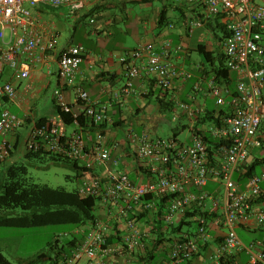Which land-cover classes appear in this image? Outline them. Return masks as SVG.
I'll return each instance as SVG.
<instances>
[{
  "label": "built area",
  "instance_id": "built-area-1",
  "mask_svg": "<svg viewBox=\"0 0 264 264\" xmlns=\"http://www.w3.org/2000/svg\"><path fill=\"white\" fill-rule=\"evenodd\" d=\"M86 1L91 0H0V74L6 67L12 70L9 81H0V134L4 137L0 159L9 154L7 134L25 122L9 107L17 97V81L30 77L34 67L43 61L47 52L55 50L58 42L59 32L47 26L35 11L62 6L76 11ZM171 1L186 10L185 20L190 28L202 27L212 18L222 17L224 20L227 31L225 64L237 74L236 91L231 95L228 110L219 117V126L213 137L228 140V145L221 149L219 154L223 155L217 160L214 153L210 154L201 133H192L190 143L134 134L131 137L136 145V156L151 173L149 180L134 182L125 172H112L106 180L99 176L82 177L79 191L84 195H101L103 200L120 205L126 215L136 214L134 204L146 203L145 196L167 198L166 207L161 211L166 226L176 225L181 219L195 222L192 235L181 232L183 238L175 242L170 255L173 263L191 260L200 249V241L204 243L210 239V227L214 224L226 230L216 253L219 260L236 256L246 249L251 256L247 264H264V243L256 251L258 242L245 247L236 230L254 215V204L262 191L264 170L247 178L243 187L234 178L251 148L262 145L258 131L264 120V0ZM180 50L182 46L174 45L169 39L162 46L146 42L127 51L122 61L128 84L140 74L139 62H143L159 85L169 87L178 76L169 58ZM86 54L87 50L78 44L68 45L60 51V83L54 95L64 110L71 111L64 89L73 88L77 99L82 101L80 111L74 112V116L83 112L88 124L96 126L92 145L87 148L81 130L67 134L55 124L34 125L26 142L29 149L46 148L56 154L82 160L86 168L95 169L96 163L107 164L112 158V146L105 142L106 136L99 125L104 122L112 124L114 118L109 113V103L93 101L90 93L76 82ZM208 88L217 103L223 102V96L229 93V89L219 86L215 79L210 80ZM125 91L130 92V88L127 86ZM179 107L187 109L188 104L181 102ZM75 122L80 126L78 121ZM211 179L221 183L219 193L206 190L205 186ZM209 200L214 202L213 208L207 207ZM147 204L154 206L153 202ZM188 212L193 214L187 216ZM257 218L264 222V210L258 213ZM128 224L132 231L125 236L124 245L128 248L142 246L143 233L137 229V215ZM106 246L105 226L97 223L91 226L70 254L51 264H93Z\"/></svg>",
  "mask_w": 264,
  "mask_h": 264
},
{
  "label": "crops",
  "instance_id": "crops-1",
  "mask_svg": "<svg viewBox=\"0 0 264 264\" xmlns=\"http://www.w3.org/2000/svg\"><path fill=\"white\" fill-rule=\"evenodd\" d=\"M131 1L154 7L153 13L134 14V16L132 14L130 16L128 9H125V27L129 31L134 30L136 32L137 43L135 47L146 42L162 46L169 39L172 40L174 45L182 46V50L172 54L169 58L176 67L178 76L173 79L169 87H161L158 85L157 79L146 70L144 63L139 62L141 66L140 74L131 80L129 85L122 59L126 52L134 47H127L113 42L112 36H114V28H118V19L110 12L109 8L112 3H115V0H91L81 3L76 11L84 15L91 14L90 22L93 19L94 22L91 23L96 24L92 33L97 36L95 42L97 49L87 50L86 57L78 70L76 82L90 93L93 101L109 103L114 122H119L118 125L113 123L107 124L105 127V142L112 146V158L107 164L96 163L95 172L104 180L112 172H125L132 181L144 182L149 180L151 173L138 160L135 152L136 145L132 141L131 136L134 134L139 137L143 135L153 136L144 128L141 131L131 128L124 137L119 135L118 128L124 125L125 121L132 116H136L140 122V115L146 116L149 111H152V113L157 112V114L161 113L162 117L167 111H175L179 120L184 119L185 121L181 123V129L179 127L173 129L172 136L167 139L181 141L178 138V132L187 127L190 129V136L187 140L181 142L190 143L194 130L200 131L204 136L208 135L213 138V132L219 126V117L228 110L231 95L236 91L237 74L235 71L229 70L228 78L230 81H228L229 79L223 77L222 71L218 72L220 59L224 57V37L226 35L222 17L212 18L202 27L190 28L185 20L186 10H182L176 4H172L171 0V2L168 0ZM155 2H158V4H155ZM163 8L166 10L165 18L159 24V17ZM35 15L47 26L53 27L58 32L60 28H63L56 12L36 10ZM130 26H133L134 29ZM141 28L145 32L143 37L139 36ZM71 44L78 43H74L72 38L61 46L57 42L55 50L47 52L43 61L34 67L26 85L17 84V97L12 104L16 105L19 112L22 113L19 116L28 118V120L22 127L7 134L6 138L10 145V151L13 152L5 160L0 159V174L8 166L6 161L9 157H16L17 159L21 156L26 159L24 157L26 152L25 143L35 125L36 119L41 116L51 118L55 116V107H53L50 114L40 113L36 100L40 97L44 85L51 83V78L55 77L57 85L60 83L58 78V55L63 48ZM202 51L210 53L209 60L203 55ZM196 53L201 58H198ZM11 77L9 69H5L0 74V79L3 81H9ZM211 79H215L219 86L229 89V93L223 96V102L217 103L216 98L211 94L208 88ZM128 85L130 86V92L125 91ZM64 94L67 102L72 106V110L75 113L79 112L82 105L78 101L73 88H65ZM168 102H170L169 106L166 104ZM181 102L187 103L188 108L181 109L179 107ZM118 110H120L119 118L115 115ZM70 126H72L71 129ZM70 126L65 129L67 134L81 130L85 137L87 148L92 145L95 140L94 131L89 132L88 129L86 131V128L77 124ZM258 136L262 141V145L251 148L246 161L234 175L235 181L242 187L247 180L243 176L249 167L254 166V172L257 174L264 170V120L258 131ZM3 140L4 137L0 134V145ZM21 148L22 154H17V151ZM213 155L215 159L219 160L223 154L214 152ZM26 160L28 162V159ZM48 161L52 163L65 162H55L48 157L40 162L49 163ZM65 163L72 165L70 162ZM68 178L70 180L77 179L79 182L76 175L68 176ZM205 188L211 193H219L222 185L217 180L211 179L207 182ZM261 188V198L254 204V215L246 224L241 225L237 229L245 247H248L252 242L259 243L255 251L260 248L261 243H264V222H260L257 218L258 213L264 210V181L261 184ZM159 201L161 205L158 204ZM148 202H153L154 206H149ZM166 204V200L162 202L158 198H152L150 201L147 200L146 203L134 204L136 214L129 213L126 215L122 213L120 205L115 206L105 200H99L97 214L99 219H101L99 223L105 226L106 239H113L119 236L120 241L111 243L108 239L107 246L99 252L93 264H176L172 262L170 257L175 241L172 243L164 241L157 247H153L154 240L158 239V230L156 228L158 223L155 220L159 216V208L163 210ZM214 205V202L209 200L207 207L213 208ZM135 215L138 217L137 229L143 233V243L142 246L137 248H128L124 245V238L132 231L128 221ZM87 229L84 231L83 228L77 227L74 231L85 235ZM194 230L195 224L184 226L180 232L188 233L191 236ZM240 230H242V234L239 233ZM254 232H260L261 237L249 239L250 233ZM179 233H171L170 236L176 240ZM225 233L226 230L224 228H218L211 224V237L207 240L205 247L200 248L199 253L189 263L180 264H221V260L217 258L216 253ZM244 235L247 238H244ZM151 250H153L155 257L148 260L146 256ZM237 255L230 256L227 259L232 264H247L250 261L251 256L246 249L240 251Z\"/></svg>",
  "mask_w": 264,
  "mask_h": 264
},
{
  "label": "trees",
  "instance_id": "trees-1",
  "mask_svg": "<svg viewBox=\"0 0 264 264\" xmlns=\"http://www.w3.org/2000/svg\"><path fill=\"white\" fill-rule=\"evenodd\" d=\"M171 3L174 4L173 2ZM178 7L182 10H185L183 6ZM165 11L166 10H164L163 8L160 13L159 24H161L165 18ZM226 36L227 31L225 37ZM202 53L207 58V60L210 59L209 52L202 51ZM84 57H86V55ZM225 58L226 57L224 54V57L220 59L218 72L222 71L224 75L223 77L229 79L228 74L230 69L226 67ZM123 65L125 64L123 63ZM228 81H230V79ZM128 87L130 86L128 85ZM78 101L82 104V101L80 99H78ZM53 102L55 107V116L52 118L48 116H41L37 118L35 122L36 126L55 124L59 126L61 131L66 132L65 129L67 126L73 125L76 123L75 121H78L80 126L86 128V131L88 129L89 132H96V126L93 124H88V119L83 114V112L76 117L74 116L73 110H64L60 106L56 97H54ZM166 104L169 106L170 102ZM70 107L72 108L71 105ZM109 108V113L113 116L111 112V106ZM115 115H117V118H119L120 110H118L117 114ZM23 118L25 119V122L28 120V118ZM113 123L115 125L119 124V122L115 123L114 121ZM106 125V122L99 125L104 134L106 133ZM193 133H200V131L194 130ZM204 139L209 146L210 154H213L214 152L220 153L221 149L224 146L228 145V140L224 141L214 137L211 138V136L208 135H205ZM25 148L26 152L24 157L28 160L41 161L48 157L50 160H53L55 162H70L77 171L76 177L79 179V184L82 177L92 178L99 176L95 172V169L86 168L82 160H75L67 156L56 154L50 150H47L46 148L32 150L28 148L27 142L25 143ZM12 152L13 151H10L9 149V154L1 160H5L9 155L12 154ZM253 167L254 166H251L247 169L243 178L247 179L250 176L257 174L256 172H254ZM145 169L149 172L147 168ZM4 171V176L2 177V175H0V226L28 227L48 224H71V226L67 230H65L64 233L62 232L59 234H55L54 239L49 243L48 250L38 253L37 256L29 262V264H34L35 262L37 264H51L53 261L59 260L60 257L70 254L73 248L77 246V243L85 238V235L89 232L91 226L96 225L101 220L99 219V215L97 214L98 202L99 200H103V197L101 195H84L79 191V185L73 189H67L64 186L52 187L46 183L37 182L31 175L29 166L24 162H13L8 165ZM261 195L262 191L256 201L261 198ZM152 198L153 196L148 195L143 199L145 201H150V199ZM160 200L162 202H165V200L167 201V198H161ZM158 204L161 205V202L159 201ZM159 210V216L157 220H155L158 223L156 224V228L158 230V239L154 240V248L159 244L164 243V241L167 243H172L174 241L176 242L177 240L181 239L182 236L180 230L184 226H191L195 224V222L193 221L181 219L179 220L177 225L166 226L161 216L162 208H159ZM191 214H193V212H188L187 216ZM77 227L83 228L84 231L88 227L89 229H87V233L84 235V233H77L74 231V229ZM238 227L236 228V230L238 229ZM171 233H179L176 240L170 236ZM108 239L111 243L120 241L119 236H116L113 239ZM108 239H106V242L108 241ZM205 245L206 242L203 243L202 241H200V248L205 247ZM197 253H199V251L196 252L195 255ZM154 257L155 255L153 253V250H151L146 256V259L151 260ZM220 260L221 264H232L231 261L227 258H221ZM190 261L191 260H188L184 263H189ZM0 264L14 263L0 250Z\"/></svg>",
  "mask_w": 264,
  "mask_h": 264
},
{
  "label": "rangeland",
  "instance_id": "rangeland-1",
  "mask_svg": "<svg viewBox=\"0 0 264 264\" xmlns=\"http://www.w3.org/2000/svg\"><path fill=\"white\" fill-rule=\"evenodd\" d=\"M155 4H158V2H155ZM153 8L152 6L143 5L137 1L115 0V3H112L109 8L110 12L118 19V28H114V36H112L113 42L123 44L127 47H135L137 43V38L135 36L136 32H134V30L129 31V29L127 30L125 27V9H128L130 16L131 14L134 16V14L153 13ZM45 12H56L59 15L58 19L63 25V28H60L57 39L59 46L67 43L69 39L72 38L74 43H78L86 50L97 49L95 43L97 36L92 33L96 24L90 22L91 14L88 13L84 15L79 11H74L72 7L67 6L59 8L46 7ZM77 12H79V14L75 16ZM130 27L134 29L133 26ZM144 33L143 28H141L139 36L143 37ZM196 56L201 58L197 53ZM6 69H9V73L12 76V70L9 67H6ZM29 78L30 77L17 81L18 85L21 84L25 86ZM0 81L3 80L0 79ZM57 88L58 85L56 84L55 77L51 78L50 84L44 85L40 97L36 100L40 113H52L51 111L54 107L53 99L55 97L54 91ZM9 107L12 112L22 115L16 105L11 103ZM184 121V119L179 120L175 111H167L163 117L161 113L157 114V112L152 113V111H149L146 116L140 115V122L137 120L136 116L130 117V119L125 121L124 125L118 128V132L119 135L125 137V134H127L126 132L131 128L138 131L144 128L153 137L167 139L172 136L173 129L177 127L181 129V123ZM71 128L72 126H70V129ZM189 136L190 129L188 127L178 132V138L181 141L187 140ZM21 152L22 148L17 151V154H22ZM15 159L16 157H9L6 161L7 165L15 161L25 162L29 166L31 175L37 182L46 183L52 187L64 186L69 189L79 185L77 179L70 180L68 178V176H75L77 173L76 169L70 164L65 162L52 163L50 161H48L49 163H42L32 160H28L27 162V160L21 156ZM4 173L5 171L3 169L0 175L3 177ZM70 226L71 224H48L28 227L0 226V250L14 264H29L38 253L48 250L49 243L54 239L55 234L64 233ZM239 233L242 234V230H240ZM259 237H261L260 232H254L250 233L249 239ZM244 238L247 237L244 235Z\"/></svg>",
  "mask_w": 264,
  "mask_h": 264
}]
</instances>
